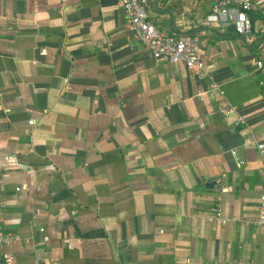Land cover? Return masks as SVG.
Returning <instances> with one entry per match:
<instances>
[{"label":"crops","instance_id":"0c3cea01","mask_svg":"<svg viewBox=\"0 0 264 264\" xmlns=\"http://www.w3.org/2000/svg\"><path fill=\"white\" fill-rule=\"evenodd\" d=\"M261 1L242 35L209 1L147 0L161 34L196 37L197 76L118 0H0L1 263L264 264Z\"/></svg>","mask_w":264,"mask_h":264},{"label":"built area","instance_id":"2783aa9c","mask_svg":"<svg viewBox=\"0 0 264 264\" xmlns=\"http://www.w3.org/2000/svg\"><path fill=\"white\" fill-rule=\"evenodd\" d=\"M210 2L211 12L214 17L217 16L222 23H226L228 17L233 22L234 31L237 34L248 35L250 24L247 18V12L261 6V0H206ZM123 15L131 25L133 33L137 40L144 45L150 52L153 59L175 63H182L191 73L200 76L204 71V62L196 51L197 40L195 36L189 34L165 35L161 34L154 24L149 20L146 13L147 0H118ZM215 14V15H214ZM259 66L260 62H256ZM243 122L237 119L235 123ZM31 123V121H28ZM255 148L261 159L264 170V141L255 143ZM14 155L6 154L0 156V167L15 164ZM215 216L219 215L218 206L211 209ZM0 208V220H1ZM253 224L262 227L264 230V195L258 198L257 215ZM12 234L2 233L0 230V245L10 242ZM8 261L11 255H5ZM0 264L1 257H0ZM6 264V263H4Z\"/></svg>","mask_w":264,"mask_h":264},{"label":"water","instance_id":"95a60500","mask_svg":"<svg viewBox=\"0 0 264 264\" xmlns=\"http://www.w3.org/2000/svg\"><path fill=\"white\" fill-rule=\"evenodd\" d=\"M213 185V179H208L205 183L204 186L205 187H211Z\"/></svg>","mask_w":264,"mask_h":264}]
</instances>
